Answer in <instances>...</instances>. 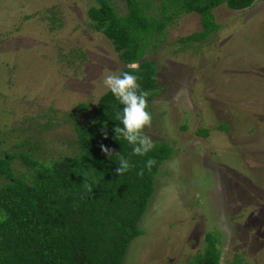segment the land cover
Returning <instances> with one entry per match:
<instances>
[{"label": "rangeland", "instance_id": "rangeland-1", "mask_svg": "<svg viewBox=\"0 0 264 264\" xmlns=\"http://www.w3.org/2000/svg\"><path fill=\"white\" fill-rule=\"evenodd\" d=\"M106 1L123 14V0ZM91 5L0 0V155L46 163L76 152L72 122L90 124L103 75L123 66L91 26ZM210 13L215 29L203 41L178 40L200 29L196 14H181L142 57L157 84L144 133L170 153L120 264H188L206 232L217 264H264V2ZM10 165L28 173L17 158Z\"/></svg>", "mask_w": 264, "mask_h": 264}, {"label": "trees", "instance_id": "trees-1", "mask_svg": "<svg viewBox=\"0 0 264 264\" xmlns=\"http://www.w3.org/2000/svg\"><path fill=\"white\" fill-rule=\"evenodd\" d=\"M252 1L123 0L125 10L119 15L106 0H96L97 5L89 6L86 15L123 64L118 74L129 72L132 63L138 65L132 74L138 76L140 89L150 93L149 100L157 91L155 69L142 57L155 46L154 40L164 27L181 14H196L199 31L178 40L203 41L215 29L212 8L223 4L241 10ZM60 54L66 65L72 63L67 60L70 53ZM84 107L77 105L78 110ZM123 107L108 89L101 93L89 114L90 124L82 127L72 122L73 155L46 163L27 153L0 155V264H120L127 243L140 233L137 221L153 193L157 167L170 153L165 143L154 142L147 155H132L133 146L123 137H115L113 131L116 125L123 127L116 118ZM105 126L107 139L102 135ZM197 133L205 135L206 131ZM100 145L119 155L107 157ZM120 155L134 165L122 176L115 173ZM12 158H17L28 173L14 174ZM149 158L156 162L150 171L146 167ZM141 168L143 176L137 174ZM86 179L91 193L84 184ZM213 239L204 233L201 253L188 264H217Z\"/></svg>", "mask_w": 264, "mask_h": 264}, {"label": "clouds", "instance_id": "clouds-1", "mask_svg": "<svg viewBox=\"0 0 264 264\" xmlns=\"http://www.w3.org/2000/svg\"><path fill=\"white\" fill-rule=\"evenodd\" d=\"M130 71L122 74L114 72H105L103 75V85L113 94V96L122 104V114L117 113V119L121 121L123 127L115 126L113 131L116 133L115 137H123L130 145H132V155L145 156L154 147L155 144L151 137L144 133V129L150 128L152 123V115L148 110V96L150 93L146 90H141L138 83V76L132 74L138 69L136 63L129 65ZM102 135L107 139V129L102 132ZM101 151L107 157H111L116 153L113 149L105 145H100ZM155 160L149 158L146 162V167L150 171L155 164ZM119 167L116 168V175L122 176L134 167L123 155L119 156ZM143 176L144 169L141 168L137 173ZM87 178V177H86ZM85 186L88 191L92 192V186L85 181Z\"/></svg>", "mask_w": 264, "mask_h": 264}]
</instances>
